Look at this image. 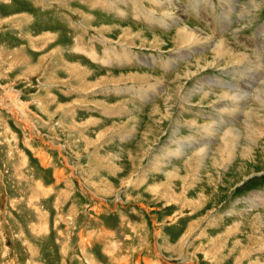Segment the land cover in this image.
Instances as JSON below:
<instances>
[{"label": "rangeland", "instance_id": "374dc122", "mask_svg": "<svg viewBox=\"0 0 264 264\" xmlns=\"http://www.w3.org/2000/svg\"><path fill=\"white\" fill-rule=\"evenodd\" d=\"M112 2L0 0V264H264V0ZM214 122L261 130L212 171Z\"/></svg>", "mask_w": 264, "mask_h": 264}, {"label": "bare ground", "instance_id": "6f19581e", "mask_svg": "<svg viewBox=\"0 0 264 264\" xmlns=\"http://www.w3.org/2000/svg\"><path fill=\"white\" fill-rule=\"evenodd\" d=\"M173 3V2H172ZM166 4V3H165ZM169 4H170V2H169ZM166 5H168V2H167V4ZM177 5V4H176ZM179 5V4H178ZM181 5V4H180ZM179 5V6H180ZM174 7V6H173ZM182 10V9H181ZM166 12V11H165ZM183 12V11H182ZM182 15H184V14H182ZM171 16V15H170ZM170 18V17H169ZM170 20V19H169ZM163 21V20H162ZM173 23V22H172ZM166 24V23H165ZM176 24V23H175ZM170 25V24H169ZM170 27V26H169ZM182 27V26H181ZM198 29V28H197ZM200 30V29H199ZM180 36H183L184 37V39H185V41L188 43V42H191V41H194V40H196L199 36H200V38H201V35H200V32H197V31H195V30H193L191 27H189V26H186V27H183V28H180L179 30L177 29V32H176V34H175V36L174 37H172L171 39H173L174 41H177L176 43H177V45H178V43L181 41V38H180ZM139 37V36H138ZM208 38V37H207ZM209 39V38H208ZM207 39V40H208ZM202 40H204V39H202ZM217 40V39H216ZM215 40V41H216ZM153 41H156V43H160V40H158V39H155L154 38V40ZM171 41V40H170ZM173 41V42H174ZM200 41V40H199ZM215 41H213V43H215ZM162 42H163V40H162ZM201 42V41H200ZM208 42V41H207ZM218 42V41H217ZM175 43V44H176ZM210 43V42H209ZM224 43H227L226 42V40H219V42L218 43H216V45H215V49H218V50H220L219 52L218 51H213V55H219V54H221V52H223V47H226V46H228V45H226V44H224ZM181 44V43H180ZM188 44H190V43H188ZM189 46V45H188ZM203 46H205V44L203 45ZM209 46H210V44H209ZM201 47V46H200ZM212 48H214V47H212ZM228 48V47H227ZM193 49V48H192ZM201 49V48H200ZM213 50V49H212ZM236 50V49H235ZM177 52V51H176ZM224 52H227V50H225ZM237 54H239L238 52H236ZM202 54V53H201ZM229 54V58H230V60H234V56L233 55H231V53H228ZM235 54V53H234ZM241 54V53H240ZM214 56V57H215ZM219 56H221V55H219ZM218 56V57H219ZM242 57H243V59H246V55H241ZM172 57V56H171ZM241 57V58H242ZM222 58V57H221ZM240 58V57H239ZM205 59V60H204ZM220 59V58H219ZM218 59V60H219ZM223 59V58H222ZM196 60V59H195ZM210 60H212V59H206V57H202V58H200L198 61H197V69L194 71V73H193V75L194 74H197L198 72H200L202 69H211V68H213L212 66H213V63L212 62H210ZM232 60V61H233ZM235 60H237V59H235ZM240 60V59H239ZM188 61V60H187ZM215 61V60H214ZM244 61V60H243ZM242 62V61H241ZM189 63V62H188ZM172 65V64H171ZM186 66V65H185ZM195 66H196V64H195ZM194 67V66H193ZM188 69V68H187ZM187 69L186 70H184V71H187ZM183 71V72H184ZM189 71V70H188ZM187 71V72H188ZM183 74H185V73H183ZM192 74V72H190V76H193V75H191ZM259 74V73H258ZM177 77V74L175 75V79H177L176 78ZM258 77V76H257ZM189 78V77H188ZM253 78V77H252ZM202 80V79H201ZM249 80V79H248ZM253 80V79H252ZM256 81V80H255ZM254 81V82H255ZM248 82V81H247ZM246 82V83H247ZM256 83V82H255ZM248 86H247V88L248 89H252V86L253 85H249V84H247ZM200 86V85H199ZM256 88V87H255ZM257 89V88H256ZM255 90V89H254ZM253 90V91H254ZM200 91H202V89L200 90ZM200 91H198V93L200 92ZM248 91V90H247ZM256 91V90H255ZM147 92V91H146ZM222 93V92H221ZM231 93V92H230ZM229 93V94H230ZM256 93H258L259 95L260 94H262L261 96H264V90L262 89V87L261 88H259L258 90H257V92ZM226 94H228V92L226 93ZM232 94H234V93H232ZM232 94H230V96H232ZM238 94V93H237ZM223 95V94H222ZM242 95V94H241ZM170 96V95H169ZM214 96H215V94H214ZM226 96V95H225ZM239 96H240V94H239ZM243 97V96H242ZM247 97H250V96H247ZM124 98V97H123ZM206 98H208V95H206V93H202L201 94V99H203V100H206ZM223 98V97H222ZM229 98V97H228ZM232 98H234V96H232ZM236 98V97H235ZM244 98V97H243ZM252 98V97H251ZM262 98V97H261ZM170 99H171V97H168V100H167V105L169 104V101H170ZM221 99V98H220ZM246 100H247V98H245ZM264 99V98H263ZM217 100V99H216ZM215 100V101H216ZM230 100H232V99H230ZM2 101V100H1ZM260 101V100H259ZM264 101V100H263ZM221 103V102H220ZM259 103V102H258ZM166 105V104H165ZM211 105H213V103L211 104ZM220 105H222V104H220ZM231 105V104H230ZM262 105V104H261ZM263 105H264V103H263ZM7 106V105H6ZM218 106V105H217ZM264 107V106H263ZM225 108V107H224ZM237 109L239 108V107H236ZM236 108H234V109H236ZM258 107H256V109H257ZM249 109V108H248ZM247 109V110H248ZM253 109V108H252ZM252 109H250V111L252 110ZM166 109H164V111H165ZM222 110V109H221ZM220 110V111H221ZM151 111H152V113H151V115H153V117L155 116V115H158L159 117H161L162 119H167V117H169V114L168 115H165L164 117H163V110L161 109V107L159 106V105H157V106H154L152 109H151ZM225 111V110H224ZM254 111H256L255 109H254ZM253 111V112H254ZM230 112V111H229ZM249 112V111H248ZM165 113H167V110L165 111ZM245 113V112H244ZM252 113V112H251ZM160 114V115H159ZM238 114V113H237ZM236 114V115H237ZM256 114V113H255ZM245 115V114H244ZM260 115V114H259ZM259 115H257V116H259ZM23 116V115H22ZM255 117V116H254ZM176 118V117H175ZM209 118V117H208ZM240 119V118H239ZM257 119H260V118H257ZM193 121V120H192ZM263 121V120H262ZM247 122H249V121H247ZM230 123V122H229ZM196 124V123H195ZM211 124V128L208 130V132L209 133H213V134H215V135H213V137H210V138H215V141H216V139H219L220 140V142H221V147H219L218 149H217V151L214 153V154H212V164H211V168H212V171H213V167H214V165L218 168V167H220V168H222L223 166V168H227V166H228V164L230 165V163L232 162V160L234 159V157L235 156H237L236 154L238 153V148H240V141L243 139V135H246V137H247V140H248V138H249V140L251 139V137L253 136V135H257V133H259L258 132V130H261L260 128H258V127H255V126H253V125H251V124H247V128H246V133L247 134H243L244 132L242 131V130H240L239 128H236L234 125H229V127L230 128H226L225 130H224V127H227L228 125H224V126H222L221 128L218 126L219 125V122H214V123H210ZM221 124V123H220ZM179 125V124H178ZM222 125V124H221ZM203 126V125H202ZM195 127H197V126H195ZM202 128H204V129H207V128H209V126H207L206 124L204 125V127H202ZM178 130V129H177ZM177 130H175L176 132H177ZM180 134H182L180 131H178ZM201 133V132H200ZM189 135V134H188ZM219 135V136H218ZM191 136V135H190ZM144 137V136H143ZM208 137V136H207ZM209 138V139H210ZM208 138H207V140H206V143H207V141L209 140ZM214 140V139H213ZM246 140V139H245ZM182 142L183 143H185V145L187 146V143H190V145H193L194 144V146H198V149H197V156L196 157H203V156H205V155H208L209 153L211 154L212 152H211V148H210V146H211V144H210V146L207 148L206 147V143L204 142V141H200V140H198V139H196V138H192V136L191 137H187V138H185L184 137V139H182ZM209 142H212V141H210L209 140ZM252 142V141H251ZM182 145V144H181ZM190 145H188V147L190 146ZM246 147V146H245ZM243 148V151L241 152V155H240V160H241V162L242 163H248V162H251L252 161V163H254L255 162V157H256V155H252V154H256L249 146H247L246 148ZM188 150H190V147L189 148H186V147H183V149L182 148H180L179 150H177V153L179 154V156H181V155H186V154H188V152H184V151H188ZM137 156V155H136ZM214 156V157H213ZM194 158H195V156H194ZM193 157L191 158V159H189L188 161H187V163H186V166H184L183 167V169L185 170V171H187L188 172V169L187 168H190V165H192V163H194L195 161H197L198 162V159H194ZM204 161V160H203ZM191 163V164H190ZM191 168H193V166L191 167ZM197 170H199L200 169V167L197 165L196 167H195ZM199 168V169H198ZM179 170H181V169H179V168H176V170H173L172 169V171H170V172H175L176 174L178 173V171ZM203 170V169H202ZM177 171V172H176ZM201 171V170H200ZM171 174V173H170ZM170 174H166V175H164L166 178H168V179H171L172 177L170 176ZM174 174V173H173ZM176 174H174V175H176ZM187 177V176H186ZM206 178L208 179V183H210L211 185H210V187H212V186H215V188L217 187L216 185H217V183L216 182H214V180H212L211 179V176L210 175H208V174H206ZM184 179V178H183ZM187 178H185V180H186ZM199 182V179L198 180H195V178H190V184H197ZM189 183H188V185H190ZM219 186V185H218ZM197 205L199 204V202H197L196 203Z\"/></svg>", "mask_w": 264, "mask_h": 264}, {"label": "crops", "instance_id": "0c3cea01", "mask_svg": "<svg viewBox=\"0 0 264 264\" xmlns=\"http://www.w3.org/2000/svg\"><path fill=\"white\" fill-rule=\"evenodd\" d=\"M117 1H118V0H113V2H112V7H111L112 12H115V10H114L115 7H113V3L117 2ZM119 1H121V0H119ZM117 3H118V2H117ZM138 8H139V7H135V10L138 11ZM140 9H143V8L140 7ZM227 83H228V82H227ZM107 234H109V233H107ZM114 235H115V233H114ZM81 236H82V235H81Z\"/></svg>", "mask_w": 264, "mask_h": 264}]
</instances>
